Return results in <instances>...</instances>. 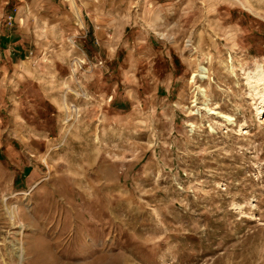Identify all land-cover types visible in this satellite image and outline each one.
<instances>
[{"label":"rangeland","instance_id":"obj_1","mask_svg":"<svg viewBox=\"0 0 264 264\" xmlns=\"http://www.w3.org/2000/svg\"><path fill=\"white\" fill-rule=\"evenodd\" d=\"M0 264H264V0H0Z\"/></svg>","mask_w":264,"mask_h":264},{"label":"bare ground","instance_id":"obj_2","mask_svg":"<svg viewBox=\"0 0 264 264\" xmlns=\"http://www.w3.org/2000/svg\"><path fill=\"white\" fill-rule=\"evenodd\" d=\"M224 117H227V118H228V116H227V115H224ZM20 256L22 257V251L20 252Z\"/></svg>","mask_w":264,"mask_h":264}]
</instances>
